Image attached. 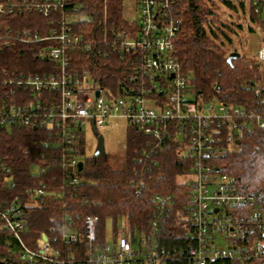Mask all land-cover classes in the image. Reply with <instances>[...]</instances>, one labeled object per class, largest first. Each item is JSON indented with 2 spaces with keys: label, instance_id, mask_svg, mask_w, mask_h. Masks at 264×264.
Masks as SVG:
<instances>
[{
  "label": "built area",
  "instance_id": "1",
  "mask_svg": "<svg viewBox=\"0 0 264 264\" xmlns=\"http://www.w3.org/2000/svg\"><path fill=\"white\" fill-rule=\"evenodd\" d=\"M177 0H137L140 21H129L130 28L111 30L103 42L113 51L135 54L136 71L131 83H124L118 94L99 86L90 69L79 68L69 53L90 51L84 35L73 22L81 20L76 0H0V14L22 15L33 8L50 15L61 11V18L45 37L25 31L23 41H52L43 53L56 63L40 74L23 73L4 84L15 83L21 90L0 91V129L16 126L39 129L48 135L42 143L39 162L32 168L37 175L57 165L60 176L54 185H29L23 194L29 200L46 195L71 196L80 183L81 147L86 150V133L98 134L108 122L122 120L140 126L158 143L178 135L192 163L184 178L189 186L190 210L186 217L189 244L180 251L160 243V230L173 210L172 198L157 194L155 209L147 228L133 230L128 224L99 239V216L67 211L61 224L50 232L33 236L25 224L22 196L3 200L1 225L18 239L20 260L26 264H256L264 263V186L240 183L213 163L222 148L233 149L246 130L264 129V115L253 108L195 100L188 79L175 54L179 19ZM254 12L264 22V0H251ZM91 19H89V22ZM256 55L264 62V30ZM107 33V32H106ZM3 95L5 97H3ZM84 140V141H83ZM222 147V148H221ZM58 152V156L55 155ZM50 161V162H48ZM48 162L49 164H46ZM5 173L10 168L2 166ZM55 179H58L57 181ZM11 188L16 182L6 177ZM144 180L140 181V192ZM69 203L64 201L63 207ZM56 230V231H55ZM187 233V232H186ZM224 235V245L218 237ZM7 264H20L8 262Z\"/></svg>",
  "mask_w": 264,
  "mask_h": 264
},
{
  "label": "trees",
  "instance_id": "2",
  "mask_svg": "<svg viewBox=\"0 0 264 264\" xmlns=\"http://www.w3.org/2000/svg\"><path fill=\"white\" fill-rule=\"evenodd\" d=\"M76 1L82 5L79 9L82 18L72 26L84 35L92 49L69 53L72 62L76 67L90 69L99 86L118 94L124 83H131L129 78L136 71L135 54L113 51L103 40L106 34L108 39L113 38L112 29L132 27L124 16V0ZM174 7L179 19L175 54L193 98L245 106L264 115V62L248 59L245 53L248 37H241V32L248 36L264 30V22L254 12L251 0H177ZM222 7L234 12L231 19L223 17ZM16 13L0 14V91L12 88L17 96L21 93L17 84L6 85L4 80L23 73H45L56 63L42 53L54 42L40 39L26 42L20 37L25 31L45 37L62 14L53 11L45 15L35 8L22 15ZM243 18L250 21L246 27ZM239 47L241 55L229 63V54L239 52ZM47 139V134L30 127L0 129V207L4 206L3 200L11 201L17 194L22 196V202H29L22 207L25 224L33 236L57 229L63 214L71 210L82 216H99L100 240L104 239L108 218L115 221L122 218L133 230L147 228L155 209L153 198L161 194L170 196L174 206L161 227V245L180 251L189 244L185 216L191 200L184 178L192 158L182 144L187 139L181 140L175 134L158 143L140 126L129 123L120 154L86 155L85 147H81L84 161L79 172L81 181L71 196L46 195L29 200L23 194L26 186L42 182L52 186L54 176H60V169L54 164L42 175H37L32 168L38 164L42 151L50 156V149L42 146ZM239 140L233 149L221 147L213 163L240 183L264 186V129L246 130ZM3 165L11 169L9 173H5ZM6 177L16 182L14 188L6 182ZM141 180L144 185L137 192ZM64 201L69 203L68 207H63ZM20 249L18 239L0 222V264L10 261L26 264L19 261ZM255 263L264 264L262 260ZM214 264L222 263L215 261Z\"/></svg>",
  "mask_w": 264,
  "mask_h": 264
},
{
  "label": "rangeland",
  "instance_id": "3",
  "mask_svg": "<svg viewBox=\"0 0 264 264\" xmlns=\"http://www.w3.org/2000/svg\"><path fill=\"white\" fill-rule=\"evenodd\" d=\"M224 14V18H232L230 15L234 13L232 10L222 7ZM225 9V10H224ZM124 16L128 21H140V13L138 10V2L137 0H124ZM242 22L244 26L248 25L250 21L247 18H243ZM242 39L248 37L247 45L245 47V53L249 60H256V55L260 45V33L254 32L249 34L241 32ZM242 48L239 47V52L241 53ZM101 134L104 136L105 141V151L111 155L120 154L124 148V141L126 135V125L122 120L117 121H109L108 125L105 129L101 130ZM86 155H94L97 151V136L92 133V131H88L86 133ZM125 220L119 218L117 221L112 218H108L106 220V236L108 239H111V234L113 232L114 226L123 227L125 225ZM187 230V229H186ZM218 244L224 245V235L218 237Z\"/></svg>",
  "mask_w": 264,
  "mask_h": 264
},
{
  "label": "water",
  "instance_id": "4",
  "mask_svg": "<svg viewBox=\"0 0 264 264\" xmlns=\"http://www.w3.org/2000/svg\"><path fill=\"white\" fill-rule=\"evenodd\" d=\"M241 54L240 52H232L229 54L228 56V62L229 63H232L233 59L239 57ZM93 126V130H94V134L97 136V140H98V143H97V151L96 153L99 154V153H102L104 154L106 151H105V141H104V136L102 134H98V131L97 129L95 128V125L94 123L92 124ZM83 167V162H80L79 164V168L81 169Z\"/></svg>",
  "mask_w": 264,
  "mask_h": 264
}]
</instances>
